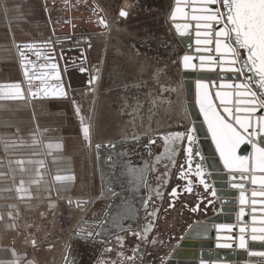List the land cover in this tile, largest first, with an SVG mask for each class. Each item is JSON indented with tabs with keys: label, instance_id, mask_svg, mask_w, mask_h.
Returning a JSON list of instances; mask_svg holds the SVG:
<instances>
[{
	"label": "crops",
	"instance_id": "crops-1",
	"mask_svg": "<svg viewBox=\"0 0 264 264\" xmlns=\"http://www.w3.org/2000/svg\"><path fill=\"white\" fill-rule=\"evenodd\" d=\"M66 1L0 0V264H63L68 246L62 252L60 247L65 240L57 241L39 259L31 253L29 240H25L23 233L34 220L49 217L70 199L85 202V206L72 213V226L79 216L83 217L86 209H93L99 190L96 174L91 172V177L88 175L86 159L90 156L92 164L95 161V143H124L139 135L149 139L152 136L144 135L167 133L182 119L175 111L178 103L175 60L178 52L173 38L155 29L163 19L164 1L142 0L145 5L141 14L138 13L142 9L141 3L135 5L138 0H71L67 5ZM125 1L131 5L128 18L124 23L116 24L118 11ZM65 6L69 9L67 15L72 18L64 17ZM173 7L172 0L169 14ZM86 16L91 25L83 27L78 23L75 34L80 37L87 34L91 39L93 33L101 32L98 31L99 18L107 23L99 39L95 42L91 39L88 46L90 86H84L86 75L74 72L83 89L73 92L71 98L31 99L20 72L16 44L51 39L52 31H60L64 22L69 21L72 26L71 21H85ZM151 29H154L153 33ZM193 32L190 28V33ZM173 36L175 40L179 39ZM188 39L194 40L192 36ZM196 48L192 46V50ZM192 50L183 51L182 56H192ZM193 73L216 77L233 75L219 71L195 70ZM214 82L220 81L216 78ZM17 85L20 96H17ZM179 103L185 113V103L183 100ZM85 127L89 129L87 139L82 131ZM82 164L84 170H80ZM58 176L72 179L57 180ZM90 180L96 185L93 194H90ZM222 183L228 185L230 182ZM82 184L86 190L84 193L81 192ZM21 187L23 190L18 191ZM255 191L264 189L250 186L246 192ZM235 192V210H238L241 208L238 194L243 191L236 189ZM219 215L230 214L219 212ZM232 216V223L223 219L220 224L212 225L243 226L236 211ZM250 218L247 215L246 227H250ZM19 233V240L14 239ZM221 235L230 234L222 232ZM233 235H238L237 230ZM12 238L15 241L11 242ZM221 251L249 252L236 248ZM248 259L249 256L246 261L235 258L229 262L210 260L208 263L248 264ZM255 259L258 261L260 257ZM183 262L198 263L199 260Z\"/></svg>",
	"mask_w": 264,
	"mask_h": 264
},
{
	"label": "water",
	"instance_id": "water-1",
	"mask_svg": "<svg viewBox=\"0 0 264 264\" xmlns=\"http://www.w3.org/2000/svg\"><path fill=\"white\" fill-rule=\"evenodd\" d=\"M69 1L70 0L65 2L66 5ZM163 1V25L166 29L167 36L173 38L178 52L175 60L178 78L177 80L178 85L183 86V92L185 93L190 120L184 118L180 119V121L175 124L176 127L171 129V131L167 133H152L144 136H152V141H158L160 148V153L157 155L158 158L163 159V153L168 146L177 148L176 154L177 156L180 154L183 157V167L185 172H188V174L186 175L188 177V181L192 180L191 186V184L187 182L186 179H182V181L184 182V186L180 189L179 192L176 188L177 195L173 197L171 195V191L167 194V196L171 197V200L173 201L178 195L186 192L185 190L187 189L185 187L191 186L195 188V195H197V200L194 207V209L196 210L191 211L193 216L190 217V220L185 223L184 228L177 236L171 247L159 256L156 264H218L208 263V261L224 260L229 262L235 258L237 259V261H246L247 256H249V259L247 260L249 262L248 264H264V256L250 254L264 252V241L259 239V237L264 236V233L257 232L254 234L251 231L253 227H256L257 229L264 227V223H261V221H264V196H253V192H246L250 186L264 189V186L260 184V180L262 177H264V173H261L259 171H256L255 173L251 171L245 173H241L239 171L229 172V170L224 168L223 162L220 159L219 153L216 151L215 144L212 142L211 136L207 131V126L203 122V116L200 114L199 106L196 102V85L198 82L208 84L209 90L211 91L214 98L216 91H224L219 88L220 83L225 81L231 83L230 81H233L232 77L234 74L220 75L219 77H216V75L207 76L200 73H193L195 70L201 72V67H208L207 64L202 66L199 59L201 55L207 56L208 53L197 52L196 49L192 50V46L197 47V45L195 44V22L192 24L193 27H191V29L194 30L193 33H190L189 29V34L187 35L180 36L177 34L175 28L173 27V21L171 20V13L176 7V2L175 0H173L174 7L169 14L172 0ZM125 5H127V13L130 10L131 5L129 3H127L126 1L122 3L121 9L118 11L115 20L116 24H119L121 22L124 23V20L128 18V14L126 17H121L119 14L121 10H125ZM210 7L215 8V5H211ZM186 10L190 12V8ZM98 20L104 21L103 24L101 23V29H106V21L102 17ZM168 21H170V23H168ZM176 22L181 24L185 23V21L183 20H178ZM72 28H75V26H71V30ZM171 29L173 31V34L177 38H179L178 40H175ZM191 36L194 38L193 41L188 39ZM94 37V41H97L99 39V34L95 35ZM75 39L76 38L72 33L69 34V36H65L64 32L52 31L51 39L20 42L16 44L20 72L23 81L28 88V96L31 99L67 100L71 98L72 93L79 88V84L81 83L74 72H77L78 75H86L87 81L84 83V86H90V81L92 80V78L90 76V69L88 66L87 50L91 41L88 37H84L78 41H76ZM27 45H31L32 47L28 48ZM212 46H214V44ZM190 50H192L191 57H193L192 63L196 66L195 69H186L183 66L182 52ZM196 55L199 56L196 57ZM213 56H215V53L213 54ZM50 64L57 65V69L55 71L59 74V80L52 78L53 70L49 67H46V65ZM25 71L29 73L28 76H25ZM216 71H219V69L217 68ZM221 76H224L226 80L222 81ZM216 78L219 79V83L214 82ZM195 79L196 81L192 82V80ZM208 79L212 80V82L208 83L207 81H205ZM236 82H239V80H236ZM213 84H215L216 86L212 87ZM57 85L60 86L59 89H57ZM80 88L82 87L80 86ZM41 89H45L46 92L42 91ZM61 91L64 93V95L59 94V92ZM30 92H36L37 95L34 97L30 94ZM180 92L183 96L184 93L182 92V90ZM215 104L219 106V101L215 100ZM257 114H264V111ZM189 129L193 130L192 135L194 136V140L191 144L193 155L191 157L192 165L190 172L189 165L187 163V154L185 152V149L188 147L186 135ZM177 133H184V138L175 139L174 137ZM139 136L140 137L135 138V140L124 143H120V141L96 143L94 145V160L95 164L97 165V170H99V168L102 170L105 167L114 170L117 166V162L119 163V159H123L124 157H139L138 152L140 150H138V147H140L141 144L145 143V139L147 138L143 137V135ZM150 143L153 144L152 142ZM143 147L145 148L146 145H144ZM237 155L242 157H252L254 153L252 151L251 144L245 143L240 145L237 150ZM125 163L127 166L129 165L128 161H126ZM197 165H200L199 171L203 173L202 177L197 175ZM133 168L136 169L135 175H133L132 171H130L129 176L127 174L123 175L122 169L116 172H121L122 177L126 178L127 176L129 180L131 179L134 189L139 185L141 181L143 182L145 180V182H147V174L143 175L145 171L143 170V168L137 165V163H133ZM227 173L230 174L227 175ZM242 176L246 177V179H242ZM253 176L256 177V184L252 183ZM232 177H235V179H233ZM201 179H203L204 183H201ZM226 180L230 182L228 185L222 183ZM205 184L207 185V188L205 187ZM233 184H236L238 186L232 187ZM239 185H243V187H239ZM225 189H228V191H225ZM236 189H240L241 191H243L241 193H243L245 196V203L241 204V193L238 194L239 207H241L238 210H235L236 201L234 200V198L237 196V193L235 192ZM255 192L259 193L261 191ZM213 193H215V195H213ZM132 200L135 202L134 208H140L141 204L138 196L133 195ZM248 206L250 207V209H247ZM242 208L245 212V215L241 217L240 212ZM235 211L238 214L239 223L243 224V226L235 228L232 226L227 227L221 225H212L220 224L223 219L229 223H232V214ZM90 212L91 210L85 216L84 220L76 227L71 238V244L76 248L79 255L77 260L74 259L75 262H73V264H88L90 262L91 264H96V250L93 246L94 244L91 242H87L83 237L91 236L90 232L93 230L92 226L99 223L98 220L102 215V210L99 212H97V210H93L91 213ZM219 212L228 213L230 215H225L223 217L222 215H219ZM247 215L251 216V218L249 219L250 227L245 226V224L247 223ZM253 221H255V223ZM123 222L126 224L125 228L116 229L115 227L113 231H110L108 233L109 238L113 236L112 238L115 239L119 234L123 232H127L130 237L132 236V231L135 230V227H133L132 224L137 222L136 217L134 218L132 215L129 216L126 214ZM241 227H244L246 229L244 233L240 232ZM129 229H131V231H129ZM236 230L238 235L235 236L233 235V233ZM101 231L96 232L95 236H97L98 240L103 238V236L100 234ZM222 232H228L230 235H221ZM247 232L249 233V235H246ZM214 233H216V235H214ZM241 235L245 237L244 248H241L239 246V238ZM252 235H256L258 238L256 240H253L251 238ZM229 237H231V239H229ZM196 240H203L206 242L197 243L195 242ZM218 244H228L230 245V247H218ZM186 248H200L201 250L192 251V253L191 251H187ZM234 248H236L237 250L248 249L249 252L234 253L232 251H221L233 250ZM212 249H215L216 251H212ZM258 256L260 257V259L257 261L255 257ZM196 259L199 260L198 263L183 262V260ZM176 260L179 261L176 262Z\"/></svg>",
	"mask_w": 264,
	"mask_h": 264
},
{
	"label": "snow or ice",
	"instance_id": "snow-or-ice-1",
	"mask_svg": "<svg viewBox=\"0 0 264 264\" xmlns=\"http://www.w3.org/2000/svg\"><path fill=\"white\" fill-rule=\"evenodd\" d=\"M175 2L176 7L171 13V20L177 34L180 36L189 34V29L193 27L190 22H195L196 51L208 53L207 56L201 55L199 57L202 66L208 65L207 68L201 67L200 70L216 71L218 68L221 73H233V81L239 80V82L233 83H220L219 88L224 91H216L214 98L208 84L198 82L196 85V102L200 114L203 116V122L207 126V131L215 144L224 168L229 172L245 173L251 171L255 173L259 171L264 173V114H257L264 111V0H175ZM211 5H215V8L210 7ZM124 8L125 10H121L119 13L121 17H126L128 14L127 5ZM189 8L190 12L186 10ZM178 20H183L185 23H177ZM100 23L103 24L104 21L101 20ZM213 44L214 49L211 47ZM27 47L31 48L32 46L27 45ZM213 51L215 56L212 55ZM192 61L193 57L183 56V66L186 69H195L196 66ZM46 67L53 70L52 78L60 79L59 74L55 71L57 69L56 64L46 65ZM28 75L29 73L25 71V76ZM221 80L224 81L226 78L221 76ZM215 86V84L212 85V87ZM56 87L57 89L60 88L59 85ZM16 88L17 96H20L19 86L17 85ZM41 90L46 92L45 89ZM30 94L34 97L37 95L36 92H30ZM59 94L64 95L62 91ZM215 100L219 101V106L215 104ZM82 131L87 139L89 129L85 127ZM192 131L189 129L186 135L188 147L185 152L189 172L191 171V157L193 155L191 144L194 136ZM184 136V133H177L174 138L182 139ZM151 142L155 143V141ZM245 143L251 144L254 153L252 157L237 155L238 148ZM196 167L197 175L202 177L203 173L199 171L200 165ZM132 173L133 175L136 174L135 168L132 169ZM187 174L188 172H185L183 165H181L180 178H185ZM232 178L235 179V177ZM241 178L246 179L244 176ZM56 179L71 180L72 177L58 176ZM256 182V177L253 176L252 183L256 184ZM201 183H204L203 179H201ZM260 184L264 186V177L261 178ZM237 186L236 184L232 185V187ZM205 187L207 188L206 184ZM239 187H243V185H239ZM22 190V187L18 188V191ZM187 190L191 191V188L189 187ZM171 195L173 197L177 195L175 188ZM256 195L264 196V191L253 192V196ZM69 203H72L71 199ZM240 203H245L243 193L240 196ZM77 205L79 206V202ZM195 210L193 209V211ZM244 215L245 212L242 208L240 216ZM253 222L255 223V221ZM150 230V227L146 228L143 236L137 234L138 238L147 241V233ZM245 231L244 227L240 228L241 233ZM251 231L254 234L257 232L264 233V227L259 229L253 227ZM251 238L256 240L258 237L252 235ZM259 239L264 241V236L259 237ZM239 240V246L244 248L245 237L241 235ZM217 246L230 247L228 244H218ZM250 254L264 256V252ZM135 255L134 252V256L129 259H134Z\"/></svg>",
	"mask_w": 264,
	"mask_h": 264
},
{
	"label": "flooded vegetation",
	"instance_id": "flooded-vegetation-1",
	"mask_svg": "<svg viewBox=\"0 0 264 264\" xmlns=\"http://www.w3.org/2000/svg\"><path fill=\"white\" fill-rule=\"evenodd\" d=\"M137 4H139L138 1L135 2V5ZM86 19L88 21L78 19L80 21L76 23L75 29L78 23H81L80 26L83 27L91 25L88 16H86ZM98 22L100 24L98 31H101L98 32L100 37L103 32L101 23ZM98 33L95 32L91 35L93 42H95L94 36ZM74 37L78 41L88 37V35L85 34L80 37L75 34ZM152 139V137L146 138V142L138 147V150H140L138 152L139 157L119 159V163L117 162L114 170L108 167L97 170L96 165V185L99 196L94 202L93 209H91L92 211L97 210V212L102 210V215L98 220L99 223L92 226L91 236L83 237L87 242L94 244L96 264H141V259L142 264H156L159 256L171 247L184 228L185 223L193 216L191 211L195 207L197 195H195V188L191 187L192 180L188 181L187 176L183 179L191 184V191L185 190L186 192L178 195L173 201L171 197L167 196L174 188H177L179 192L184 186V182L179 175L180 167L184 164L183 157L180 154L177 156V148L168 146L163 153V159L158 158L157 155L160 153L159 144L157 140L151 144ZM132 140L135 139L129 141ZM144 145H146L145 148ZM126 161L129 162L128 166L125 163ZM133 163H137L143 168L145 171L143 175L147 174V182L145 180L141 181L134 189L131 179L129 180L127 176L126 178L122 177L121 172H116L122 169L123 175L127 174L129 176L130 171L133 169ZM185 188L188 189L189 186ZM133 195H137L139 198L141 206L138 209L134 208ZM126 214L136 217L137 220L132 224L135 227L132 236L130 237L127 232H123L115 239L112 238L113 236L109 238L108 233L113 231L115 227L116 229L125 228L126 224L123 219ZM149 227L151 230L147 233V241L138 238L137 234L143 236L144 230ZM98 231H101L100 234L103 236L100 240L95 236ZM108 249H111V251H108ZM66 252L63 264H73L74 259L77 260L79 257L71 242ZM134 252L136 253L135 258L129 259L134 256ZM88 264H91V262Z\"/></svg>",
	"mask_w": 264,
	"mask_h": 264
},
{
	"label": "built area",
	"instance_id": "built-area-1",
	"mask_svg": "<svg viewBox=\"0 0 264 264\" xmlns=\"http://www.w3.org/2000/svg\"><path fill=\"white\" fill-rule=\"evenodd\" d=\"M77 202L79 201L71 204L69 202L61 204L57 211H54L46 218V221L38 223L29 229V236L32 241L31 247L35 251L50 250L59 240H65L61 247V252L68 246V241L72 238L74 230L91 210V208L86 209L83 217L79 216L78 221L72 226V213L81 208V206H85L84 203L80 202L78 206Z\"/></svg>",
	"mask_w": 264,
	"mask_h": 264
},
{
	"label": "rangeland",
	"instance_id": "rangeland-1",
	"mask_svg": "<svg viewBox=\"0 0 264 264\" xmlns=\"http://www.w3.org/2000/svg\"><path fill=\"white\" fill-rule=\"evenodd\" d=\"M61 1H63V0H61ZM138 3L140 4L141 3V5H142V7H140V8H142V9H140V11L138 12V13H140L141 14V12H142V10H143V7H144V5H145V3L142 1V0H138ZM69 11V9H68V7L67 6H65V10H64V12H66V14L64 15V17H67V16H69V18H72V15L70 16L69 14L67 15V12ZM71 12V11H70ZM58 17H60L59 15H58ZM76 18V17H75ZM60 20V19H59ZM76 20V19H75ZM69 21H67V23L66 22H64L62 25L64 26L60 31L61 32H64V34H65V36H69V34H73V35H75V32H76V30H75V28H72V30H71V26H70V24L68 23ZM71 23H72V26L74 25H76V21H75V23L73 22V21H71ZM121 23H123V22H121ZM160 23H161V25L160 26H158L157 28H155L157 31H161V32H163L164 34H166V29H165V27H164V25H163V19H161V21H160ZM160 27V28H159ZM148 29V28H147ZM70 30H71V33H70ZM152 31V33H153V30L154 29H151ZM142 32V31H141ZM151 33V34H152ZM150 34V33H149ZM168 37V36H167ZM152 55V54H151ZM171 72V74H172V71H170ZM82 87V86H81ZM81 89H83V88H80V86H79V88L78 89H76V91H81ZM76 91H74V92H76ZM102 122V121H101ZM89 141H91L90 139H88ZM88 141V142H89ZM89 146H90V144H89ZM86 150H87V148H86ZM88 151V150H87ZM87 166H88V175H89V177H91V172H93L94 174H96L95 173V170H96V164H95V161H93V164H92V162H91V158H90V156H89V158L87 157ZM90 182H91V180H90ZM95 188H96V185L93 183V180H92V182H91V191H90V194L92 193H94L93 191L95 190ZM55 199H57L58 200V198L57 197H55ZM53 213V212H52ZM47 219L46 218H44V219H42L41 221H36V220H34L33 221V223H31V225H29V227L28 228H26V230H24V233L23 234H25V237H26V241L28 242V240H29V243H30V251H31V253L32 254H35V255H37L38 257H39V259L41 258V257H43V252L44 251H35L32 247H31V245H32V241H31V239H30V236H29V229L31 228V227H33L34 225H36V224H38V223H41V222H43V221H46ZM22 234V235H23ZM19 235H20V233L19 234H17V237L18 238H14V239H17V240H19ZM13 238L11 239V242L12 241H15ZM34 255V256H35Z\"/></svg>",
	"mask_w": 264,
	"mask_h": 264
},
{
	"label": "bare ground",
	"instance_id": "bare-ground-1",
	"mask_svg": "<svg viewBox=\"0 0 264 264\" xmlns=\"http://www.w3.org/2000/svg\"><path fill=\"white\" fill-rule=\"evenodd\" d=\"M182 90V92L184 91L183 90V86H180V85H178V90H177V99H176V101L178 102V103H176V109H175V111H176V115L178 116V117H180V118H184V119H187V120H190V116H189V112H188V109H187V102H186V99H185V93H184V95L182 96L181 95V91ZM183 100V103H185V109H186V111H185V113L182 111V107H181V105H180V101H182ZM185 115V116H184ZM92 136V135H91ZM93 138V137H92ZM96 144V143H95ZM93 151H94V147H93ZM83 162V161H82ZM84 162H85V160H84ZM85 165H86V163H85ZM80 170H84V165L82 164L81 165V167H80ZM84 186H83V184L81 185V188H82V190H81V192H85L86 190L83 188ZM81 203H85V202H81ZM75 212V211H74ZM83 221V220H82ZM70 242H71V239H70V241H69V244H70ZM59 247H60V245H59ZM61 248V247H60ZM59 249V248H58ZM46 260V259H45Z\"/></svg>",
	"mask_w": 264,
	"mask_h": 264
}]
</instances>
